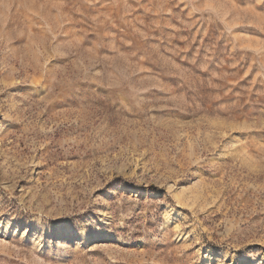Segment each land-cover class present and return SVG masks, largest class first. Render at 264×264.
Masks as SVG:
<instances>
[{
    "label": "rangeland",
    "instance_id": "obj_1",
    "mask_svg": "<svg viewBox=\"0 0 264 264\" xmlns=\"http://www.w3.org/2000/svg\"><path fill=\"white\" fill-rule=\"evenodd\" d=\"M0 264H264V0H0Z\"/></svg>",
    "mask_w": 264,
    "mask_h": 264
}]
</instances>
